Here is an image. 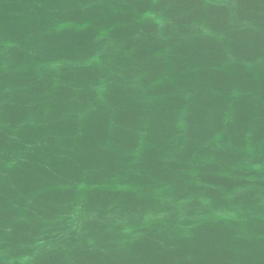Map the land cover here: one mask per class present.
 <instances>
[{"label":"water","instance_id":"obj_1","mask_svg":"<svg viewBox=\"0 0 264 264\" xmlns=\"http://www.w3.org/2000/svg\"><path fill=\"white\" fill-rule=\"evenodd\" d=\"M0 264H264V0H0Z\"/></svg>","mask_w":264,"mask_h":264}]
</instances>
